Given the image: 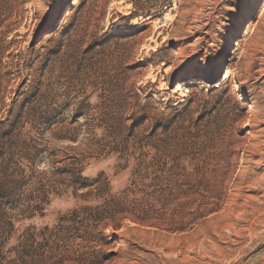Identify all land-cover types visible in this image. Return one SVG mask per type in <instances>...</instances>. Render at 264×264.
I'll use <instances>...</instances> for the list:
<instances>
[{"label": "rangeland", "instance_id": "obj_1", "mask_svg": "<svg viewBox=\"0 0 264 264\" xmlns=\"http://www.w3.org/2000/svg\"><path fill=\"white\" fill-rule=\"evenodd\" d=\"M0 264H264V0H0Z\"/></svg>", "mask_w": 264, "mask_h": 264}, {"label": "trees", "instance_id": "obj_2", "mask_svg": "<svg viewBox=\"0 0 264 264\" xmlns=\"http://www.w3.org/2000/svg\"><path fill=\"white\" fill-rule=\"evenodd\" d=\"M131 15H133V13ZM174 114L175 113L172 114V119H175L177 117V115ZM158 136L159 138H161L160 141H162V144H164L165 146L174 147L175 145H177L178 147L182 148V145L184 143V138L179 137L178 133H174V131L172 132L168 127ZM174 149L176 150L175 152L178 153L176 146Z\"/></svg>", "mask_w": 264, "mask_h": 264}, {"label": "bare ground", "instance_id": "obj_3", "mask_svg": "<svg viewBox=\"0 0 264 264\" xmlns=\"http://www.w3.org/2000/svg\"><path fill=\"white\" fill-rule=\"evenodd\" d=\"M227 78V75L225 76L224 80ZM252 107V106H251Z\"/></svg>", "mask_w": 264, "mask_h": 264}]
</instances>
